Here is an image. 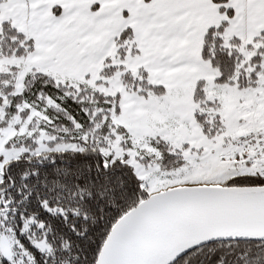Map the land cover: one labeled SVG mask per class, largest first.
I'll use <instances>...</instances> for the list:
<instances>
[{
  "label": "snow or ice",
  "instance_id": "obj_1",
  "mask_svg": "<svg viewBox=\"0 0 264 264\" xmlns=\"http://www.w3.org/2000/svg\"><path fill=\"white\" fill-rule=\"evenodd\" d=\"M0 264H264V0H0Z\"/></svg>",
  "mask_w": 264,
  "mask_h": 264
}]
</instances>
